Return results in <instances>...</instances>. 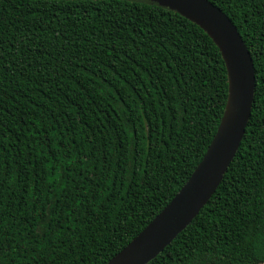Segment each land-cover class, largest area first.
<instances>
[{"label": "trees", "instance_id": "1", "mask_svg": "<svg viewBox=\"0 0 264 264\" xmlns=\"http://www.w3.org/2000/svg\"><path fill=\"white\" fill-rule=\"evenodd\" d=\"M207 1L252 57L251 114L215 193L147 264L264 262L244 246L264 227V0ZM149 4L0 0V264L108 263L205 156L226 108V64L200 26ZM29 64L47 65V80ZM72 181L83 191L72 184L66 198Z\"/></svg>", "mask_w": 264, "mask_h": 264}, {"label": "water", "instance_id": "2", "mask_svg": "<svg viewBox=\"0 0 264 264\" xmlns=\"http://www.w3.org/2000/svg\"><path fill=\"white\" fill-rule=\"evenodd\" d=\"M144 2L175 11L207 32L219 47L226 64L228 99L225 116L191 177L143 231L106 264H147L192 222L215 193L235 157L254 97L252 57L237 28L220 9L207 0Z\"/></svg>", "mask_w": 264, "mask_h": 264}, {"label": "snow or ice", "instance_id": "3", "mask_svg": "<svg viewBox=\"0 0 264 264\" xmlns=\"http://www.w3.org/2000/svg\"><path fill=\"white\" fill-rule=\"evenodd\" d=\"M80 3L83 4V3H84V0H80ZM89 3H91V0H89ZM135 3H136V7H135V8H137V9H141V10H142V9H144V10H148L149 5H150L149 3L144 2V0H135ZM232 3H233V4H236V3H237V0H232ZM239 3H240V4H244V0H239ZM149 12H150V11H149ZM143 18H144V17H143ZM122 27H123V25H122ZM133 27H135V25H133ZM137 50L140 51L139 47L136 48V51H137ZM124 52H127L128 55L133 56V52H132L131 50H128L127 48H125ZM137 52H138V51H137ZM75 59L78 60V59H80V57H79L78 55H76V56H75ZM28 66H29V68H33V67H35V68H36V72L39 74L40 78H41V79H44V80H47V76L44 75V71H45V69L47 68V65H45V66H43V67H38V66H35V65H32V64H29ZM74 66H75V65H73V67H74ZM99 83H100V80H96V84H99ZM260 91H261V94L264 95V78H262V81H261V84H260ZM225 114H226V113H225ZM224 116H225V115H224ZM253 127H255V126H253ZM49 167H51V165H49ZM71 167H72V165L69 164V165L67 166V168H65L64 173H66L67 170H68L69 168H71ZM64 173H61L60 175H57L56 178H55V180H56L57 182L61 181L62 179H63V180H67L68 178H67V176H66ZM89 183H91L90 180H89ZM2 184H3V181L0 180V185H2ZM72 184H75V181H72L71 184L66 185L63 189H61V193L64 194L66 198H67V196H68V193L71 192ZM101 185H102V181H101ZM75 186L77 187L78 191H83V185L75 184ZM94 187H95V186H94ZM2 188H3V186H0V189H2ZM52 195L56 197V202H59V195H58L54 190L52 191ZM92 195H93V198H94V197L96 196L95 192H93ZM37 199H39V197H37ZM72 199H73V201H74V200L76 199V197L73 196ZM109 200H111V197H109ZM49 203H51V200L49 201ZM48 206H49V205H46V206H45V210H44V212L41 214V219H43L44 217H46V216L48 215V212H47V208H48ZM65 207H67V204L65 205ZM2 215H3V210H0V216H2ZM37 223H40V221H37ZM45 223H47V221H45ZM43 228H44V225L41 224V230H42V232H43ZM2 232H3V229L0 228V233H2Z\"/></svg>", "mask_w": 264, "mask_h": 264}, {"label": "clouds", "instance_id": "4", "mask_svg": "<svg viewBox=\"0 0 264 264\" xmlns=\"http://www.w3.org/2000/svg\"><path fill=\"white\" fill-rule=\"evenodd\" d=\"M244 246L259 261H264V227L250 229Z\"/></svg>", "mask_w": 264, "mask_h": 264}]
</instances>
